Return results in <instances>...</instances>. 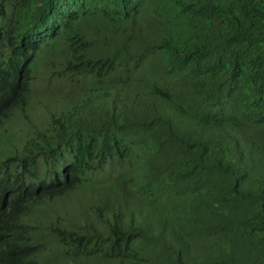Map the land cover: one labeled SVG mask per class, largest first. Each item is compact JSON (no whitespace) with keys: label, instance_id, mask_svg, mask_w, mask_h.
<instances>
[{"label":"trees","instance_id":"1","mask_svg":"<svg viewBox=\"0 0 264 264\" xmlns=\"http://www.w3.org/2000/svg\"><path fill=\"white\" fill-rule=\"evenodd\" d=\"M147 244L145 264H264V0H0V264Z\"/></svg>","mask_w":264,"mask_h":264},{"label":"rangeland","instance_id":"2","mask_svg":"<svg viewBox=\"0 0 264 264\" xmlns=\"http://www.w3.org/2000/svg\"><path fill=\"white\" fill-rule=\"evenodd\" d=\"M40 107L41 109H31L27 113V117L29 118L28 120L20 114L18 118L14 119V122H12L10 125H7V133L3 137L2 142H5V138H8L10 141L8 145L13 146V150L18 151V149H20V147L24 143L27 133L33 129H40V127H42L41 125H43L42 123L44 122L43 112L45 111V109H43L41 105ZM92 200V195L89 190L85 192L80 191L75 195H72L70 199L63 200L62 203L59 204L58 208L64 209L66 213H68L71 217H74V215L72 214L73 209L79 212L84 206H88L92 202ZM142 249L138 252L137 259H140L141 263L145 264V260L151 259V257L154 256L152 255L150 245H144ZM93 261L94 259L86 261L84 264H99ZM108 264H129V261H124L121 263L118 260H112Z\"/></svg>","mask_w":264,"mask_h":264}]
</instances>
